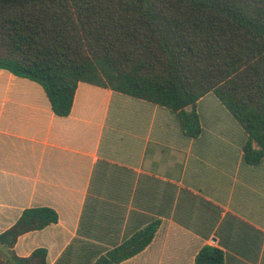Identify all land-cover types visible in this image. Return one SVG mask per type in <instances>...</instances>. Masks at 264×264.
Listing matches in <instances>:
<instances>
[{
    "label": "crops",
    "instance_id": "1",
    "mask_svg": "<svg viewBox=\"0 0 264 264\" xmlns=\"http://www.w3.org/2000/svg\"><path fill=\"white\" fill-rule=\"evenodd\" d=\"M195 111L189 137L176 112L81 82L59 117L38 83L0 69V233L26 208L53 209L57 222L21 235L15 254L92 264L158 220L118 264H193L205 245L224 264H264V158L244 161L248 134L213 93Z\"/></svg>",
    "mask_w": 264,
    "mask_h": 264
},
{
    "label": "trees",
    "instance_id": "2",
    "mask_svg": "<svg viewBox=\"0 0 264 264\" xmlns=\"http://www.w3.org/2000/svg\"><path fill=\"white\" fill-rule=\"evenodd\" d=\"M0 69L38 83L59 117L83 82L176 112L189 137L200 133L196 102L213 93L248 134L244 161L264 158V0H0ZM57 219L24 209L0 233V264H46L45 249L19 257L14 245ZM158 226L92 264L133 257ZM193 264H224L223 253L205 245Z\"/></svg>",
    "mask_w": 264,
    "mask_h": 264
},
{
    "label": "water",
    "instance_id": "3",
    "mask_svg": "<svg viewBox=\"0 0 264 264\" xmlns=\"http://www.w3.org/2000/svg\"><path fill=\"white\" fill-rule=\"evenodd\" d=\"M188 110L190 109V107L187 108Z\"/></svg>",
    "mask_w": 264,
    "mask_h": 264
}]
</instances>
